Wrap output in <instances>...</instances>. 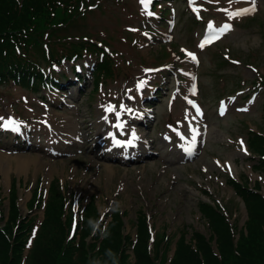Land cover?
<instances>
[{"label":"rangeland","instance_id":"rangeland-1","mask_svg":"<svg viewBox=\"0 0 264 264\" xmlns=\"http://www.w3.org/2000/svg\"><path fill=\"white\" fill-rule=\"evenodd\" d=\"M73 2L72 21L44 38L48 48L91 40L108 50L114 73L93 88L87 68L92 59L85 54L75 64L54 68L55 78L66 82L64 75L72 82L64 93L0 86V117L19 122L18 131L0 128L4 216L15 181L20 217L31 213L38 225L41 206L30 212L26 204L36 186L45 198L52 181L65 201L62 220L70 219L66 241L91 199L94 221L101 226L119 209L125 246L135 242L143 214L151 249L162 237L171 239L167 260L180 234L186 242L192 232L210 237L201 202L218 207L231 225L242 227L246 211L229 181L251 189L257 184L264 195V169L257 168L246 147L249 130L264 135V0H255L251 14L234 19L225 10L251 8L252 0H151V16L140 0ZM224 24L230 30L203 42L206 31L219 32ZM75 65L82 68L81 82ZM110 106L115 111H107ZM187 111H193L199 126L216 129L199 131L192 157L183 155V134L193 132ZM130 140L135 149H124Z\"/></svg>","mask_w":264,"mask_h":264},{"label":"trees","instance_id":"trees-1","mask_svg":"<svg viewBox=\"0 0 264 264\" xmlns=\"http://www.w3.org/2000/svg\"><path fill=\"white\" fill-rule=\"evenodd\" d=\"M74 5L73 0H0V85L13 81L37 92L45 80L54 83L49 74L42 73L40 61L49 66L59 62L60 57H80L83 51L96 56L93 67L95 85L112 76L110 56L94 43L71 45V49L63 48L66 54L60 50L62 55L59 56L55 51L46 53L43 49L44 38L52 33L51 30L64 28L72 21ZM262 111L264 117V101ZM247 135L251 154L259 157L257 168L264 169V135L252 131ZM229 184L244 204L247 218L243 226L231 225L218 207L201 202L200 215L207 223L210 237L207 239L199 232H192L186 242L180 234L169 261L166 257L171 239L165 236L162 240V237L160 241H154L151 249L148 243L150 233L143 214L138 218L135 242L129 240L127 246L124 245L127 237L121 234L122 214L117 208L112 210L110 221L103 228L109 235L102 238L100 231L90 235L92 228L88 220L97 217L93 199L84 208L76 233L66 241V226L70 219L67 222L62 220L65 201L59 195L56 184L54 187L51 185L43 220L23 261L34 219L20 217L13 183L8 197L7 217L4 216L3 199L0 198V264H111L105 255L108 249L118 255L119 264H264V196L257 184L253 189L243 182L230 180ZM39 196L36 186L27 204L28 210L33 209L37 200L39 203ZM99 228L103 230L101 226ZM127 248L131 250L132 263L128 260Z\"/></svg>","mask_w":264,"mask_h":264},{"label":"snow or ice","instance_id":"snow-or-ice-1","mask_svg":"<svg viewBox=\"0 0 264 264\" xmlns=\"http://www.w3.org/2000/svg\"><path fill=\"white\" fill-rule=\"evenodd\" d=\"M151 0H140V3L145 6L144 10H145V13L149 16L153 15V13L151 11L148 10V5L150 4ZM252 4H253V7L251 8H248V9H242V10H238V11H228V10H225L228 14V18L229 19H234V18H239L241 15H248V14H251V12L255 11V0H252ZM209 28L213 27L211 24H209L208 26ZM230 30V27L229 25L227 24H224L223 26H221L219 28V32L215 33L216 35H219L225 31H228ZM201 47H203V45H201ZM188 55L190 56V58L192 60H195L196 57L194 54L192 53H188ZM143 85H141L142 87ZM121 108H123V106H121ZM107 111L109 112H113L115 111V108L110 106ZM197 111H199V109H197ZM120 117V113L117 112V119H119ZM119 127V125H117ZM0 128H4L5 130H12V131H18L19 130V122L14 120L13 118H8L7 120H4V118L0 117ZM196 138V132L193 131V140H195ZM129 144L132 143V141H128ZM241 143H243L241 141Z\"/></svg>","mask_w":264,"mask_h":264},{"label":"bare ground","instance_id":"bare-ground-1","mask_svg":"<svg viewBox=\"0 0 264 264\" xmlns=\"http://www.w3.org/2000/svg\"><path fill=\"white\" fill-rule=\"evenodd\" d=\"M70 121V120H69ZM187 122L189 124V127L193 128V131L196 132V135L199 133L200 130L202 131H206L205 133H213V131H215L216 129H213V128H210L209 130H207L206 128H203V126H200L198 125L199 124V121L196 120V117L195 115L191 112V111H187ZM71 124L72 126H69L70 128H73L72 130V135H75L74 133L76 132L75 131V122H72L71 121ZM53 129V128H52ZM89 127H83V130L84 131H88ZM185 138L188 139V140H193V132H185L184 134ZM198 138V136H196L195 140L196 141ZM185 148V147H184ZM196 149V148H195ZM195 153V150L193 151L192 154ZM6 168V162H4V160L2 158H0V169L3 171L4 169ZM18 170L21 169V166L18 164L17 167H16Z\"/></svg>","mask_w":264,"mask_h":264},{"label":"clouds","instance_id":"clouds-1","mask_svg":"<svg viewBox=\"0 0 264 264\" xmlns=\"http://www.w3.org/2000/svg\"><path fill=\"white\" fill-rule=\"evenodd\" d=\"M88 225L90 228H92L93 234H95L97 231H100V235L102 238H106L109 233L107 232V229L101 230L99 228V222L94 220H88ZM106 257L108 258V261L111 262V264H119L118 255L112 251V249H108L105 253ZM107 264V262H105Z\"/></svg>","mask_w":264,"mask_h":264}]
</instances>
